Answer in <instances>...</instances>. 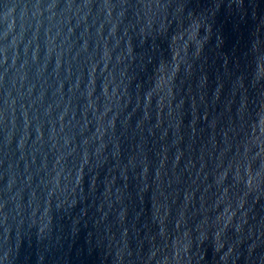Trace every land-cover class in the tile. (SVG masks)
<instances>
[{
    "label": "water",
    "instance_id": "obj_1",
    "mask_svg": "<svg viewBox=\"0 0 264 264\" xmlns=\"http://www.w3.org/2000/svg\"><path fill=\"white\" fill-rule=\"evenodd\" d=\"M0 264H264V0H0Z\"/></svg>",
    "mask_w": 264,
    "mask_h": 264
}]
</instances>
